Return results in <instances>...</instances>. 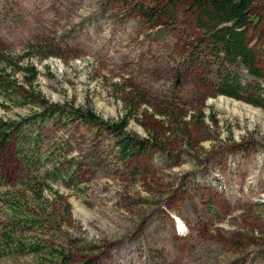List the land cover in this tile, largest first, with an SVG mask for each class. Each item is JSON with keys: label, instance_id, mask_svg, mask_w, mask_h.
Segmentation results:
<instances>
[{"label": "rangeland", "instance_id": "obj_1", "mask_svg": "<svg viewBox=\"0 0 264 264\" xmlns=\"http://www.w3.org/2000/svg\"><path fill=\"white\" fill-rule=\"evenodd\" d=\"M160 4L0 0V69L57 109L0 94V193L19 207L0 205V264H264V11L247 32L263 79L234 67L236 100L191 10L144 18ZM125 136L146 148L123 156Z\"/></svg>", "mask_w": 264, "mask_h": 264}, {"label": "trees", "instance_id": "obj_2", "mask_svg": "<svg viewBox=\"0 0 264 264\" xmlns=\"http://www.w3.org/2000/svg\"><path fill=\"white\" fill-rule=\"evenodd\" d=\"M181 6L187 10L189 9V11L191 10L195 16L193 22L194 30L189 36L191 46L196 45L198 50L199 48L201 49L199 54L202 55L201 59L204 60V63L207 62L206 60H212V62L224 66L225 72H219L217 77L219 81L218 92L221 95L239 100L238 94L241 87L232 73L234 67L241 66L251 77L257 80L263 79L256 53L248 45L247 32L251 24L258 22L260 12L264 11V0H161L159 8L152 7L150 13H144L143 16L144 18L151 19V21L162 18L167 23L174 24L177 22L176 15L178 8ZM49 56L52 55H47L44 59ZM4 66L0 69V94L6 97L11 95L22 96L26 100V104L46 108L48 102L42 98L41 94L23 96L26 93L25 89L21 86L16 87L15 82L9 80L13 75L7 74L5 70L8 66ZM16 70L23 74V76L25 73L31 74V79L24 83L27 86H31L37 77V72L33 67H17ZM2 74H5L6 77ZM248 102L253 106L263 107L259 103V99ZM45 110L52 114L57 111L53 106H48ZM159 115L165 116V113H159ZM80 116L90 123L96 124L99 121L101 124L106 125V123L100 121V119L88 111ZM105 128L111 131H119L122 134L126 128V123L122 121L119 124L110 125ZM8 130V124L0 120V157L7 152V144L10 142ZM147 142L139 143L125 136L119 143L120 152L125 157L129 156L134 150L140 149L142 151L145 149L146 145L142 144ZM2 174L4 172L0 171V188L3 184L2 179L5 178ZM2 195L3 193H0V205L5 204L8 210L11 211L19 209L14 201L2 199ZM14 227L16 228V226ZM13 239V232L0 235V241L5 243L6 246H8L9 242H13Z\"/></svg>", "mask_w": 264, "mask_h": 264}]
</instances>
